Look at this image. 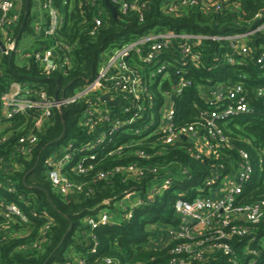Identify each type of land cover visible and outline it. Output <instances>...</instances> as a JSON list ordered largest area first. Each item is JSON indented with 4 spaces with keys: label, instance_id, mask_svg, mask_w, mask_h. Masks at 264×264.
<instances>
[{
    "label": "built area",
    "instance_id": "built-area-1",
    "mask_svg": "<svg viewBox=\"0 0 264 264\" xmlns=\"http://www.w3.org/2000/svg\"><path fill=\"white\" fill-rule=\"evenodd\" d=\"M85 1L97 7L94 32L103 25L105 11L96 5L97 0ZM150 1L110 0V3L117 11L142 12ZM63 4H68V0H64ZM231 6L238 8L237 4ZM161 8L171 14H181L190 8L213 14L222 12L224 6L221 0H162ZM42 9L44 18L32 22V35L29 37L24 23L17 30L22 18V0H0V55L14 58L18 65L34 61L49 75L59 67V60L65 59L64 63L69 61L67 51L70 48L58 40L65 17L56 0H43ZM261 11L254 19L245 22L246 27L242 31L233 34L153 31L123 44L109 56L95 78L72 96L50 97L45 90L37 89L28 82L13 81L9 90L0 97V144L14 134V118L24 116L26 120L16 128L21 132L17 134V148L9 160L11 165L1 158L0 171L13 170L17 166L15 159L20 156L28 158L34 153L39 135L54 110L85 100L86 107L81 114L80 124L92 136L91 140L80 147L70 142L62 149V156L52 154L45 159L48 177L59 194L84 191L83 184L67 177L64 167L73 163L76 171L85 173L87 169L83 167L82 159L77 157L78 153L90 158L106 152L113 153L114 150H108L105 141L115 133L131 136V143L136 145L156 136H159L162 144L184 145L185 142L189 145V151L194 150L197 159L208 157L221 162L209 165V173L201 185L191 186L178 194L174 210L179 221L168 225L159 242L164 243L163 246H171V258L156 264H264V197L250 203L243 202L249 185L264 182V147L255 148L253 154L245 149H236L235 158L228 155L229 160L223 162L227 150L234 148L223 125L240 114L252 111L249 88L243 81L247 75L240 74V80L229 84L208 86L210 95L203 93L208 108L201 109L190 124L175 125L177 97L193 84L187 77L190 74L187 67L190 64H203L200 47L204 40L223 43L213 57L215 66L222 62L236 65L254 59L264 77V48L256 55L254 46L257 37L264 38V16ZM25 39L27 49L24 50L19 45ZM45 40L48 43H43ZM167 52L173 53V56H166ZM158 77L160 86L165 82L171 83V90L163 93L165 97L160 104L150 91V86ZM162 78L165 80L161 81ZM254 93L257 97H263L264 84L256 85ZM105 95L118 104L111 105L103 99ZM138 155L146 156L142 150ZM124 170L139 183L152 177L147 190L126 193L119 202V211L104 210L96 218L87 217L92 229L131 219L138 206L153 202L174 183L183 186L186 179L192 178L189 169L182 164L174 171L170 168L146 170L136 164ZM106 176L107 173L102 172L98 177L102 179ZM14 193L15 186L11 179L0 178V216L17 223H30L33 219L47 217L46 212L33 209L26 212L16 201L29 206L22 195L17 196L16 200L5 201L7 194ZM116 216L119 220H116ZM49 228L50 222L46 221L32 242L33 248L41 249ZM92 251H95V247ZM66 264L119 262L110 257L89 262L76 255Z\"/></svg>",
    "mask_w": 264,
    "mask_h": 264
},
{
    "label": "trees",
    "instance_id": "trees-1",
    "mask_svg": "<svg viewBox=\"0 0 264 264\" xmlns=\"http://www.w3.org/2000/svg\"><path fill=\"white\" fill-rule=\"evenodd\" d=\"M63 1L56 0V5L65 17L58 40L69 46V61L64 63L65 59L59 60V67L47 75L34 61L18 65L14 58L0 55V97L9 90L13 81L19 80L45 90L50 97L72 96L95 78L109 56L123 44L153 31L233 34L242 31L246 27L245 22L254 19L264 9V0H221L224 8L220 13L207 14L199 8H190L181 14H171L162 10V0H149L145 11L118 10L114 16L106 5V0H97L96 5L104 9L105 15L103 25L93 32L97 7L91 6L85 0H68V4H63ZM32 2L22 0V18L19 28L17 27L19 30L24 23V30L29 32V37L32 35ZM232 4H237L238 8L235 9ZM220 45L223 43L204 40L200 47L203 64H190L187 67L190 71L187 77L193 84L177 97L175 125L179 127L190 124L201 109L208 108L202 92L204 87L229 84L240 80V74L247 75L243 81L249 88L252 111L240 114L223 125L234 147L227 150L223 161L226 163L229 160L227 157L235 158L236 149H245L253 154L255 148L264 147V96L257 97L254 93L256 85L264 84V77L254 59L236 65L222 62L215 66L213 57L219 52ZM254 46L255 54L258 55L264 48V38L257 37ZM166 56L171 57L173 53L167 52ZM159 79L158 77L150 86L158 104L165 97L163 93L171 90V83L165 82L160 86ZM85 107V100H79L54 110L39 135L34 153L28 158L20 156L15 159L17 166L13 170L0 171V178L11 179L16 191L14 194H7L5 201L16 200L17 196L22 195L29 206L16 201L26 212L33 209L47 214L46 218L33 219L30 223L8 221L0 216V264H66L76 255L89 262L110 257L119 264H156L167 262L171 258V246L168 244L160 248L149 245L150 241H161L149 228L150 225L178 223L174 202L180 191L201 185L205 175L209 173V165L220 163L221 160L208 157L197 159L194 150L189 151V145L185 142L184 145L162 144V140L156 136L136 145L131 143V136L115 133L105 141L108 150H114L113 153L106 152L95 158L78 153L77 157L82 159L83 167L87 169L85 173L76 171L73 163L64 167L67 177L83 184L84 191L69 195L59 194L48 177L45 159L52 154L62 156V149L70 142L80 147L91 140L92 136L80 124ZM25 120L24 116L14 118V134L0 144V159L8 162V165H11L9 160L17 148V134L21 132L16 128ZM60 137L62 138L57 140ZM141 150L146 156L138 155ZM132 164L143 166L146 170L170 168L173 171L182 164L189 169L192 178L186 179L183 186L174 183L153 202L138 206L131 219L115 224H102L92 229L87 217L96 218L104 210L119 211V202L126 193L147 190L146 186L152 177L139 183L132 174L124 170ZM117 168L121 170L116 171ZM102 172L107 173V176L101 179L98 176ZM246 190L243 202H253L264 197V182H253ZM48 198L58 211L51 206ZM46 221L50 222L46 240L41 249H35L32 242ZM60 243L59 249L50 257ZM23 245L25 248H22ZM94 247L95 251H92Z\"/></svg>",
    "mask_w": 264,
    "mask_h": 264
},
{
    "label": "rangeland",
    "instance_id": "rangeland-1",
    "mask_svg": "<svg viewBox=\"0 0 264 264\" xmlns=\"http://www.w3.org/2000/svg\"><path fill=\"white\" fill-rule=\"evenodd\" d=\"M41 12H42V8H41L39 2L34 0V4H33V7H32V14L38 16ZM19 47L24 49V50L27 49L26 39L20 41ZM164 80H165V78L161 79V81H164ZM209 90H210L209 87L206 86V87H204L202 92L205 93L206 95H210L209 94V92H210ZM210 97L211 96H209V98ZM116 220H119L118 216H116ZM167 227H168V225H158L156 223V224H151L149 228L155 233V236H158L159 239H160V238H162L163 232L164 233L166 232V228Z\"/></svg>",
    "mask_w": 264,
    "mask_h": 264
},
{
    "label": "water",
    "instance_id": "water-1",
    "mask_svg": "<svg viewBox=\"0 0 264 264\" xmlns=\"http://www.w3.org/2000/svg\"><path fill=\"white\" fill-rule=\"evenodd\" d=\"M106 5H107V6L109 7V9L112 11L113 15L116 16V15H117V9H116V7H115L112 3H110V1H108V0H106ZM261 13H262V15L264 16V9L261 11ZM0 52H1V48H0ZM103 99L106 100V101H108L111 105H113V104H118L117 101H115V102L110 101L108 95L103 96ZM172 99L175 100V97L173 96ZM62 137H63V135H62ZM62 137H60V138L57 139V140H60ZM212 195L214 196V193H213ZM48 200H49L51 206H52L55 210H57V208H56L55 205L52 203V201H51L49 198H48ZM57 211H58V210H57ZM163 244H164V243H156V242H154V241H150V243H149V245H150L152 248H160V247L163 246ZM60 246H61V243H60V244L56 247V249L51 253L50 257L54 254L55 251H57V250L59 249Z\"/></svg>",
    "mask_w": 264,
    "mask_h": 264
},
{
    "label": "crops",
    "instance_id": "crops-1",
    "mask_svg": "<svg viewBox=\"0 0 264 264\" xmlns=\"http://www.w3.org/2000/svg\"><path fill=\"white\" fill-rule=\"evenodd\" d=\"M32 1H33L32 3L34 4V0H32ZM35 1L39 2L40 6L42 8V1L43 0H35ZM30 14L33 16V21L41 19V18H44L43 9H42V12L38 16L32 14V9H31V13Z\"/></svg>",
    "mask_w": 264,
    "mask_h": 264
}]
</instances>
